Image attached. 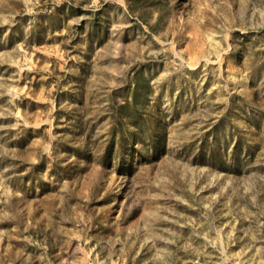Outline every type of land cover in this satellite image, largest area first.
<instances>
[{
	"label": "rangeland",
	"instance_id": "rangeland-1",
	"mask_svg": "<svg viewBox=\"0 0 264 264\" xmlns=\"http://www.w3.org/2000/svg\"><path fill=\"white\" fill-rule=\"evenodd\" d=\"M0 264H264V0H0Z\"/></svg>",
	"mask_w": 264,
	"mask_h": 264
}]
</instances>
